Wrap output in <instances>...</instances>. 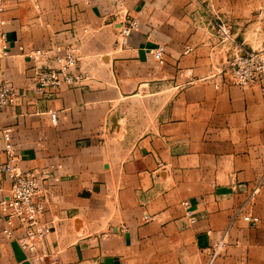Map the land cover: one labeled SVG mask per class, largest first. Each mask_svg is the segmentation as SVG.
Returning <instances> with one entry per match:
<instances>
[{
    "label": "crops",
    "instance_id": "1",
    "mask_svg": "<svg viewBox=\"0 0 264 264\" xmlns=\"http://www.w3.org/2000/svg\"><path fill=\"white\" fill-rule=\"evenodd\" d=\"M5 3L0 81L27 98L0 114V128L11 130L20 167L42 177L45 245L62 263L264 264V87L223 80L230 51L213 25L220 19L235 43L263 48L264 0H126L138 26L125 48L109 0ZM79 41L82 79L35 95L25 53ZM9 185L0 173V198ZM239 207L259 221L236 218L210 260L207 248ZM0 264L33 263L16 239L0 237Z\"/></svg>",
    "mask_w": 264,
    "mask_h": 264
},
{
    "label": "built area",
    "instance_id": "2",
    "mask_svg": "<svg viewBox=\"0 0 264 264\" xmlns=\"http://www.w3.org/2000/svg\"><path fill=\"white\" fill-rule=\"evenodd\" d=\"M38 5L39 0H21ZM109 15L119 23L116 45L125 48L130 37L138 26L137 20L129 15L126 0H109ZM6 10L5 0H0V13ZM3 21L0 20V24ZM218 45L230 51V56L223 70L222 77L231 84L244 87L251 84H262L264 87V47L244 48L231 37L230 26L220 19L213 21ZM86 32V27L83 28ZM1 54L5 56L6 33L0 32ZM79 42H50L46 47L28 50L25 55L33 62V93L40 95L55 91L62 86H72L79 82L83 73L79 67L81 59ZM158 61H162L163 48L153 50ZM27 94L19 91L9 81H0V114L8 108L19 105ZM50 120L56 122V113L49 111ZM0 140L3 143V159L0 161V173L10 181L8 193L0 198V237L14 238L25 252V258L33 264H63L58 253L45 245L51 231V223L44 220L46 198L43 194L42 177L36 168L20 167V156L11 130L0 128ZM257 191V187L252 193ZM185 215L190 223L196 216L190 208L188 199L181 201ZM241 207L222 228L219 238L209 246L210 260H213L228 245V232L236 218L250 224H256L259 216L254 213H241ZM209 232V231H207Z\"/></svg>",
    "mask_w": 264,
    "mask_h": 264
},
{
    "label": "rangeland",
    "instance_id": "3",
    "mask_svg": "<svg viewBox=\"0 0 264 264\" xmlns=\"http://www.w3.org/2000/svg\"><path fill=\"white\" fill-rule=\"evenodd\" d=\"M22 2H25L23 4H21V6H24V7H28V8H36L37 6L36 5H31L30 3L26 2V1H22ZM6 4V3H5ZM34 10V9H33ZM226 23V22H225ZM1 32V31H0ZM1 41H0V55H1ZM223 80L226 82V83H229L231 84L229 81H226L225 78H223ZM234 85V84H232ZM237 86V85H236Z\"/></svg>",
    "mask_w": 264,
    "mask_h": 264
}]
</instances>
